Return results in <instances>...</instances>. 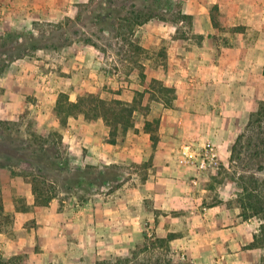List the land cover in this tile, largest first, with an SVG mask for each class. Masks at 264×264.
I'll return each mask as SVG.
<instances>
[{"label": "crops", "instance_id": "obj_1", "mask_svg": "<svg viewBox=\"0 0 264 264\" xmlns=\"http://www.w3.org/2000/svg\"><path fill=\"white\" fill-rule=\"evenodd\" d=\"M89 2L0 0V34L8 33L10 27L31 30L37 20L56 23L74 19ZM180 2L186 18L176 22L154 18L136 27L134 35L139 36L138 44L145 49L138 78L129 74L130 81H119L118 71L108 79V90L99 94L106 100L132 102L138 91L144 92L141 104L136 106L134 125L119 135L116 143L109 142L111 127L102 117L88 119L82 113L79 127L75 128V124L72 130L62 131L66 138L75 131L76 137L80 135L81 162L145 165L141 184L132 186L127 180L106 197L93 194L71 207L67 199L62 204L55 198L49 205L37 207L31 189L26 195V209L13 206L12 234L0 226V250L4 255L26 253L32 264H97L96 261L129 254L146 242L147 235L151 240L165 239L172 251L184 255L192 264L262 262L264 243L260 231L253 220L243 218L238 206L221 202L190 208L185 203L189 188L182 187L179 194L176 185L185 184L193 174L179 162L180 148L196 142L205 132L221 131L219 108L229 104L237 110L229 118L249 119L264 100V0ZM214 7L218 9V26L212 20ZM179 21L188 23L186 30L178 29ZM220 36H229V43L223 44L218 40ZM158 46L161 56H146ZM74 52L77 55L72 57L47 52L26 62L14 61L16 66L12 64L5 73L14 71L13 89L27 94V102L22 104L34 107L29 95L35 94L42 103L38 115L42 116L43 111L49 115L46 96L53 97L52 91L57 90L53 110L62 91L75 100L79 86L80 91L101 90V49L80 43V49L71 53ZM75 68L78 71L73 74L80 80L75 77L67 84L56 77L62 70ZM152 79L175 89L170 105L149 85ZM150 100L156 104L150 106L152 109ZM209 103L216 105L214 111ZM143 107L145 113L137 117ZM224 116L227 119L228 115Z\"/></svg>", "mask_w": 264, "mask_h": 264}, {"label": "rangeland", "instance_id": "obj_2", "mask_svg": "<svg viewBox=\"0 0 264 264\" xmlns=\"http://www.w3.org/2000/svg\"><path fill=\"white\" fill-rule=\"evenodd\" d=\"M86 13L87 11L85 7H81L79 9V27L80 15L82 22H84L86 18L83 16ZM186 21L184 23L179 21L177 23L179 30L184 31L187 29L186 26H188V23ZM45 23L48 22L37 20L31 30L14 29L13 27H10L8 33L0 34V37L10 34L13 31L37 33L38 29H43ZM230 30L233 31V29ZM89 32H93L92 34L94 35L92 38L97 41L101 47L100 67L103 72V79L101 80L102 83L100 84V87L102 89L98 91L82 89L80 91L79 86L75 89V95L77 98L71 101H77L78 97L87 93L101 94L102 90H108V86L111 85L108 82V79L118 71V80L127 82L130 81L129 74H133V77L137 76L138 78V74L142 70L140 61L144 60L145 54L136 51L130 46L131 41H135L136 43L139 42L140 39L138 35H119L116 32L101 33L97 27L90 28ZM220 37L221 38H218V40L223 42V44L229 43V36ZM76 49H80V42L73 43L60 51L39 50L36 53H32L31 55L25 56L21 59H25L24 61L26 62L32 57L37 58L39 53L44 55L47 52L50 53V55L68 53V55L72 57L73 55H77L76 52H74V54L71 53ZM158 54H160L159 46L156 49H150L146 56L152 58V56L155 57ZM161 55L162 54H160V56ZM160 56L158 57L161 58ZM49 57L51 58L52 56ZM12 64L13 62H10L8 67H12ZM13 66H16V64H13ZM8 67L0 73V122H3L0 127L5 129L11 137H25L32 139L34 138V135L47 136L51 131L62 132L64 128H70L72 130L75 124L77 125L75 128L80 126V114L71 118L66 127L60 125L55 108L52 110V106L54 105V94H56L57 90L52 91L53 97L50 95L46 96L49 99L47 103L49 106V115L48 113L46 115L44 111L42 116L38 115V110L41 108L42 103L40 101V97L35 94L29 95L34 99L30 100L34 107L31 108L22 104L27 102V94L24 92L20 94L17 90L13 89L14 85L12 80L14 71L9 70V73L6 74L5 72L8 70ZM19 69L20 68H18V70ZM77 71L78 69L76 68L72 71L62 70L61 74L63 73L65 75L58 73L56 74V77L59 76L58 78L65 81V83L70 84L72 82V78L75 79V77H78L80 80V76H75V74H73ZM148 83L151 86V82L149 81ZM68 95L70 97V94ZM47 105L44 106L46 107ZM208 105H210L212 110L216 109V105L213 103H209ZM150 106L155 107L156 104L150 100L149 108L152 109ZM144 110V107L140 108L137 117H140L141 113H145ZM219 112H222V114L220 113V116L223 118L220 119V124H222L220 132H205L204 134H201L202 136L196 142L186 144H199L204 143L207 140L213 141L220 153L221 166L218 169L204 174H199L196 170L188 168L191 169L193 173L189 179L190 182L188 181L185 184L176 183V187L178 189L177 191L181 194L180 192L182 187L189 188V194L187 199H185V203L190 208L196 206V204L203 207H209L214 204H220L221 202L227 203L230 207L238 206L244 219H251L255 222V226L258 228V231H260V240L264 243V119H260L258 121L256 120L254 124L248 127L250 118L245 119L240 118L239 116H237L238 119L236 120H234V118H229L234 115V113H237V110L232 109L231 105H224L219 108ZM256 112L257 111L252 112V114ZM224 115H228L227 119ZM223 124H226V127H223ZM155 126L156 121L152 123L153 129ZM76 133L77 132L75 131L73 135H69L70 137H65L64 145L59 146V148L63 150V153H68L66 155L67 157L69 156V166L73 169L87 165L86 163L80 161V135L79 137H76ZM68 134L72 133L70 132ZM232 149H234L233 152ZM96 166H98L100 170H104L106 168L112 169V171L117 173V179L121 182V184L124 181L126 182L127 180H130L129 184L132 186H139L145 173V165L142 164H116L109 166L101 164ZM14 171L16 173L21 172L22 166L15 167ZM16 176H18L20 182H18V178L16 179ZM194 179H196V181H194ZM113 185L115 186L116 184ZM245 186H248L251 189H256L257 193H259L257 194V198L253 199V201L257 199L256 202L260 206L263 204L262 208H260V212L257 214L254 213L253 209H246L243 206V202L249 201L248 199H241L244 196L243 187ZM115 188L116 187L111 190L107 187L102 188L94 194H100L103 197H106V195ZM203 188L206 189V191H203ZM31 189L32 185L30 177L12 175L10 170L0 169V196L4 199V203H6L4 211L10 213L6 214L5 212H0V226H2L3 229H6L9 234H12L11 227L14 218V212L12 210L13 206L17 210L26 209L28 207L26 203V195H30ZM48 189L50 193L52 192L56 196L55 201L59 200L62 202L63 199H67L66 204L70 207L73 204H79L87 199H80L79 195L83 194L81 191L79 192V195H72L62 192L58 186L53 187L48 185ZM31 193L33 194V192ZM62 204L64 203L62 202ZM144 234H147V230H144ZM145 238L146 242L134 248L132 250L133 252L131 251L129 254H119L114 258H106V260L96 262L108 261L109 264H158L159 262H168L170 264H192L187 260V258L181 259L176 252L172 251L165 239L158 238L151 240L148 239L147 235ZM0 255L4 260L11 257L4 255V250H0ZM127 257L130 259L129 263L124 261V258ZM27 263L32 264L29 261H27ZM91 264H94V262H91ZM260 264H264V258Z\"/></svg>", "mask_w": 264, "mask_h": 264}, {"label": "trees", "instance_id": "obj_3", "mask_svg": "<svg viewBox=\"0 0 264 264\" xmlns=\"http://www.w3.org/2000/svg\"><path fill=\"white\" fill-rule=\"evenodd\" d=\"M87 13L82 22L79 18H66L59 23L48 22L43 29L37 33L26 31H13L0 37V73L3 72L10 62H14L25 56L36 53L39 50L60 51L73 43H83L101 49L100 44L95 41L89 30L97 27L101 33L116 32L119 35L133 36L137 26L157 18L164 21H178L187 17L182 13L180 0H90L85 6ZM217 7H214L212 20L215 26L219 25ZM75 23V24H74ZM73 24V25H72ZM130 46L138 52H145L135 41ZM143 80L145 73H141ZM151 85L160 94L165 96L164 102L170 105L173 100L174 88L164 86L157 79H152ZM144 92H137L132 102L120 98L106 100L99 94L87 93L78 97L77 101H71L66 92H61L56 102V115L61 126L65 127L71 118L78 114H85L88 119L104 118L111 127L109 142L116 143L117 137L124 134L128 128L134 125V113L136 106L141 104ZM264 119V100L260 101L259 109L252 114L248 127L255 121ZM3 122H0V125ZM146 125L151 126V122ZM65 137L61 131H51L47 136L34 135V138L11 137L5 129L0 127V169L10 170L12 175H20L31 178L32 190L35 195V206L44 207L56 198L49 192V186H58L59 189L68 194L79 195L80 199H88L99 189L119 187L121 182L117 179V173L110 168L100 170L94 164L84 167L71 168L69 156L63 153L59 146L64 145ZM234 149H232V152ZM22 166V171L16 173L15 167ZM113 184H116L115 186ZM244 196L248 199L243 202L244 208H251L254 213L260 212L257 204V191L248 186L243 187ZM257 204V205H256ZM0 212L4 213V203L0 196ZM6 214H10L5 212ZM133 252V251H132ZM28 255L18 253L4 260L0 255V264H28ZM126 263L130 259L124 258ZM109 264L108 261L97 264ZM158 264H170L159 262Z\"/></svg>", "mask_w": 264, "mask_h": 264}, {"label": "built area", "instance_id": "obj_4", "mask_svg": "<svg viewBox=\"0 0 264 264\" xmlns=\"http://www.w3.org/2000/svg\"><path fill=\"white\" fill-rule=\"evenodd\" d=\"M179 162L196 170L199 174L208 173L221 166L219 150L211 140L199 144L183 145L179 153ZM180 258L185 259V256L182 255Z\"/></svg>", "mask_w": 264, "mask_h": 264}]
</instances>
